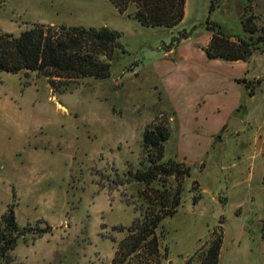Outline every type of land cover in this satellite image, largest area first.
<instances>
[{
  "label": "rangeland",
  "instance_id": "obj_1",
  "mask_svg": "<svg viewBox=\"0 0 264 264\" xmlns=\"http://www.w3.org/2000/svg\"><path fill=\"white\" fill-rule=\"evenodd\" d=\"M246 3L187 0L168 28L144 26L133 6L122 14L111 0H0L3 32L105 26L122 45L109 78L80 79L66 93L37 72L0 71V222L13 206L29 228L1 264L142 262L116 250L140 215L147 187L128 171L140 167L152 124H169L165 159L184 170L181 205L158 229L162 264H201L214 235L219 264H264V52L238 61L206 53L213 33L244 35ZM251 4L254 36H264V0Z\"/></svg>",
  "mask_w": 264,
  "mask_h": 264
},
{
  "label": "trees",
  "instance_id": "obj_2",
  "mask_svg": "<svg viewBox=\"0 0 264 264\" xmlns=\"http://www.w3.org/2000/svg\"><path fill=\"white\" fill-rule=\"evenodd\" d=\"M116 9L129 13L144 26L174 27L185 16L187 0H111ZM246 0L242 23L244 35L232 40L222 32L213 33L206 48L209 58H223L231 61L247 60L254 50L264 52V36L255 38L258 28L252 10V2ZM214 8V2L211 9ZM121 33L109 27H67L54 24H34L19 36L0 30V71L19 73L37 72L48 78L54 91L66 93L80 79H107L111 76V66L116 50L122 48ZM167 123V122H166ZM168 125L152 124L143 132L142 157L140 167L129 170L130 180L142 182L152 195L143 197L136 211L140 215L128 228L129 236L117 247V255L124 258L142 255L138 264H162L167 252H162V233L158 232L162 221L173 216L182 202V168L175 159H165V142L170 138ZM177 185L172 184V179ZM4 225L0 231V264L16 245L17 238L25 235L29 228L20 227L16 221L13 206L3 215ZM31 229V228H30ZM51 226L41 229L51 231ZM206 248L200 254L201 264H219L223 238L210 236ZM199 253L197 252V256ZM193 255L192 258H195ZM151 257V260H150ZM140 261V260H139ZM189 263V262H188Z\"/></svg>",
  "mask_w": 264,
  "mask_h": 264
},
{
  "label": "water",
  "instance_id": "obj_3",
  "mask_svg": "<svg viewBox=\"0 0 264 264\" xmlns=\"http://www.w3.org/2000/svg\"><path fill=\"white\" fill-rule=\"evenodd\" d=\"M239 123H241L240 120L236 119V118H232L229 122V124L226 126V128H231V130H234L237 128V126L239 125Z\"/></svg>",
  "mask_w": 264,
  "mask_h": 264
},
{
  "label": "crops",
  "instance_id": "obj_4",
  "mask_svg": "<svg viewBox=\"0 0 264 264\" xmlns=\"http://www.w3.org/2000/svg\"><path fill=\"white\" fill-rule=\"evenodd\" d=\"M186 6H187V1H186Z\"/></svg>",
  "mask_w": 264,
  "mask_h": 264
}]
</instances>
